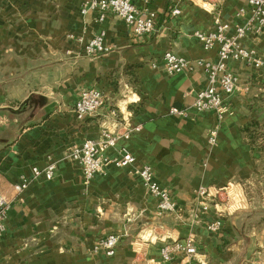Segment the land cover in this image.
Masks as SVG:
<instances>
[{
    "label": "crops",
    "instance_id": "0c3cea01",
    "mask_svg": "<svg viewBox=\"0 0 264 264\" xmlns=\"http://www.w3.org/2000/svg\"><path fill=\"white\" fill-rule=\"evenodd\" d=\"M130 1L142 14H155L151 33L134 35L110 13L97 21V11L81 13L84 0H0V194L9 202L0 264H264V215L250 199L230 211L220 203L230 186L233 202H241L242 184L256 181L264 161L245 131L264 122V72L228 61L240 89L219 122L192 106L207 85L201 68L167 75L150 67L165 50L215 62L216 47L204 50L194 33L213 31L219 19L234 34L249 16L247 0H184L176 15L172 0ZM98 33L108 51L83 55ZM241 43L264 57V34L247 33ZM88 87L102 91L106 103L79 119L73 106ZM172 107L186 114L172 115ZM128 127L139 129L104 154L114 158L125 148L133 163H110L84 185L70 149ZM213 128L211 144L206 134ZM50 162L52 179L40 175L16 190L32 168ZM143 165L169 191L175 212H156L155 198L133 172ZM201 187L210 194L205 210L195 196ZM217 219L219 229L207 230ZM108 232L121 237L114 255L91 254L94 240ZM187 236L194 255L161 259L164 243Z\"/></svg>",
    "mask_w": 264,
    "mask_h": 264
},
{
    "label": "built area",
    "instance_id": "2783aa9c",
    "mask_svg": "<svg viewBox=\"0 0 264 264\" xmlns=\"http://www.w3.org/2000/svg\"><path fill=\"white\" fill-rule=\"evenodd\" d=\"M172 1L174 7L171 12L176 15L179 13L178 4L184 0ZM247 5L250 12L249 16L242 25L235 27L234 34L229 35V26L219 19L215 20L213 31L208 33L196 31L194 33L204 50L216 47L217 59L215 62L207 59L190 61L171 50H165L150 62L151 68H160L167 75L201 68L206 76L207 85L195 94L192 106L197 111L213 112L219 122L229 111V97L240 89L237 76L227 68L228 61H241L264 72V57L258 56L253 50L245 48L241 43L242 38L247 33L264 34V0H247ZM91 11L98 12L97 21H103L106 13L112 14L123 21L134 35H144L153 31L155 14L152 12L142 14L130 0H84L81 13ZM103 37V33L90 37L83 45V55L95 57L106 53L108 47L104 44ZM105 103L106 97L102 91L95 87H88L80 91L73 111L77 118L83 119L97 114ZM169 113L184 116L186 111L172 107L169 109ZM138 129V127H128L122 133L104 130L99 139L84 140L70 149L68 156L79 164L84 185H88L96 174L103 173L110 163L117 166H127L133 163L134 157L125 148H121L114 158L107 157L104 151L114 147L119 138H128L131 132ZM216 132V128H213L206 134L209 143H215ZM55 169L56 165L53 162L48 163L42 169L32 168V177L22 178L15 185L16 190L18 192L23 191L32 179L40 175L47 180L52 179ZM133 172L141 179L146 191L155 198V210L158 214L176 211V205L169 191L156 183L150 166L143 165L134 169ZM195 196L200 207L205 210L207 208L206 198L210 196L208 189L199 188ZM8 209L9 202L0 194V234L5 230L4 220ZM196 215L197 213H195ZM220 226L221 221L217 219L208 223L206 228L209 231H216ZM120 238L117 233L108 232L94 240L90 253L113 256ZM177 253L194 255L196 253L194 238L187 236L182 241L173 240L160 247V256L163 261L170 260Z\"/></svg>",
    "mask_w": 264,
    "mask_h": 264
},
{
    "label": "rangeland",
    "instance_id": "374dc122",
    "mask_svg": "<svg viewBox=\"0 0 264 264\" xmlns=\"http://www.w3.org/2000/svg\"><path fill=\"white\" fill-rule=\"evenodd\" d=\"M252 144L255 146L259 154L264 156V122H262L259 129L255 131ZM258 170V177L255 182L242 184L241 193L244 199L242 198L241 202L238 204H235L231 198L232 196L230 192L232 191L233 186L222 191L223 194L221 195L220 203L224 204L227 210L230 211L237 206L242 204L245 205V201L250 199L252 206L256 209V214L264 215V208H262L264 207V161H261ZM232 194L235 196L237 195L234 191Z\"/></svg>",
    "mask_w": 264,
    "mask_h": 264
},
{
    "label": "trees",
    "instance_id": "16d2710c",
    "mask_svg": "<svg viewBox=\"0 0 264 264\" xmlns=\"http://www.w3.org/2000/svg\"><path fill=\"white\" fill-rule=\"evenodd\" d=\"M260 124L257 122H251V125L245 128V131L248 133L249 141L252 143L254 139V133L259 129Z\"/></svg>",
    "mask_w": 264,
    "mask_h": 264
}]
</instances>
